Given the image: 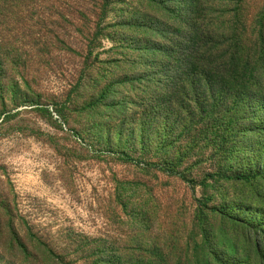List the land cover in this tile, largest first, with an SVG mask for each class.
<instances>
[{"label": "rangeland", "instance_id": "obj_1", "mask_svg": "<svg viewBox=\"0 0 264 264\" xmlns=\"http://www.w3.org/2000/svg\"><path fill=\"white\" fill-rule=\"evenodd\" d=\"M200 38L235 44L240 73L264 0H0V264H214L249 235L264 246L254 71L195 93Z\"/></svg>", "mask_w": 264, "mask_h": 264}, {"label": "trees", "instance_id": "obj_2", "mask_svg": "<svg viewBox=\"0 0 264 264\" xmlns=\"http://www.w3.org/2000/svg\"><path fill=\"white\" fill-rule=\"evenodd\" d=\"M214 41V42H213ZM193 45H196V50L191 51L188 56H196V64L202 62L201 64L203 70L195 74H188L187 81L195 93L200 91H206L211 96L213 101L216 100L217 95L220 92L230 93L231 87L226 83L225 78H234L238 76L235 80L237 83H244V81L240 80V77L245 78L248 70H253V77L250 83V98L251 100L258 101L257 104L255 102H251L253 104L249 105L248 109L251 111L255 108H258L254 113L259 116L258 120L252 119L248 123L247 131L253 133L255 135H259V143H264V41L260 46V49L253 61L249 60L240 73L238 72L239 64L237 61V56L239 54V48L237 49L235 44L230 43L226 49L223 50V44L218 40L212 39L210 44H203V40L200 38L198 41L194 42ZM205 45H210L208 49L202 52L199 50V47H204ZM208 52V55L206 53ZM230 53L229 63H224V56ZM227 60V59H226ZM188 65V64H187ZM228 69V73L226 70ZM239 74V75H238ZM203 91V92H204ZM238 93V92H237ZM228 95L227 97H229ZM239 96H237L238 98ZM236 98V97H235ZM226 99V98H225ZM229 100V98H227ZM254 105V106H253ZM256 165H261L264 167V151H256ZM261 162V163H260ZM259 165V166H260ZM259 167H255L252 169V173L248 175H236L231 177H225L229 180H237V181H245V182H253L258 181L261 173L258 170ZM257 217V216H256ZM258 231V230H257ZM256 231V232H257ZM255 236V235H254ZM252 237L249 235V238L246 240V244H249L245 251L243 258H238L236 255H228L226 251L219 254V252H213L211 250V244L207 240V246L210 252H213L214 255V264H264V246H260L258 244L257 239L260 237L256 235V237ZM209 242V243H208Z\"/></svg>", "mask_w": 264, "mask_h": 264}]
</instances>
